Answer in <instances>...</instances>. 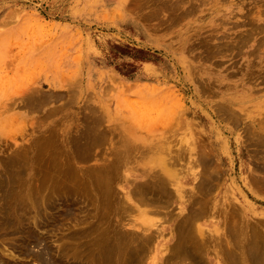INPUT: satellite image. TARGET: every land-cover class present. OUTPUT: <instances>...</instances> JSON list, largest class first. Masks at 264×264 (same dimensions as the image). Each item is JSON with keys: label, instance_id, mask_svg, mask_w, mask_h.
I'll use <instances>...</instances> for the list:
<instances>
[{"label": "rangeland", "instance_id": "obj_1", "mask_svg": "<svg viewBox=\"0 0 264 264\" xmlns=\"http://www.w3.org/2000/svg\"><path fill=\"white\" fill-rule=\"evenodd\" d=\"M0 24L2 167L17 170L14 165L22 163L27 168L23 173L26 177L32 165L35 168L41 163L45 171L53 161L50 166L65 162L84 172L77 171L82 184L77 178L81 185L76 187L80 188L92 169L126 160L113 180L115 184L111 183L116 205L119 207L126 197L135 208H120L126 214L114 209L108 216L114 225L119 215L116 223L121 222V231L143 232L147 226L150 231H146L154 234V245L149 244L147 261H143L166 264L177 241V223L198 205V179L183 178L204 168L199 160L207 151L215 155L223 170L217 188L209 195L208 212L195 221L199 224L197 233L218 242L223 239L227 252L226 247L241 249L244 241L237 244L241 236L227 240L234 225L264 229V182L252 180L249 186L244 179L248 164L264 179V145L256 153L248 133L255 127L264 129V0H0ZM32 89L51 93V101L40 107L24 105L22 99ZM2 93L7 97L1 98ZM220 105H230L240 121L224 115ZM92 117L99 123L91 124V128L87 120ZM90 129L105 140H92L90 149L82 148L77 145L79 136L86 133L85 138L87 134L91 137ZM50 144L56 146L51 148ZM46 146L48 155H44ZM123 152L126 159H119ZM77 153L88 155L82 158ZM157 157L177 169L173 177L177 183L169 184L172 194L160 199L161 204L141 205L133 191L148 179V171L159 169L154 165ZM94 179L98 188V179ZM178 186H182L181 193ZM90 187L71 191V201L81 197L72 201L78 215L64 217L63 223L51 228H34L47 239L55 255L64 246L62 252L67 250L68 254L65 259L81 257L74 250L85 235L69 233H79L86 224L81 218L94 206L89 203L94 202ZM110 229L108 233L98 232L105 239L110 232V237L117 236L116 229ZM18 240L0 235V249L14 255H4L5 259L44 264L13 249V243L20 244ZM44 242L26 243L38 251ZM104 242L100 245L105 246ZM209 243L206 249L211 250L205 260L215 264L216 244L211 242V247Z\"/></svg>", "mask_w": 264, "mask_h": 264}, {"label": "bare ground", "instance_id": "obj_2", "mask_svg": "<svg viewBox=\"0 0 264 264\" xmlns=\"http://www.w3.org/2000/svg\"><path fill=\"white\" fill-rule=\"evenodd\" d=\"M12 14L13 13H11V15ZM258 14H259V12L257 13V15ZM11 15L8 16V19H10L12 17ZM4 23H6V22H4ZM1 24H0V28H1ZM251 32H253V31H251ZM239 43H240V41H239ZM221 45H222V47L226 46L225 44H224V46H223V44H221ZM230 45L231 44H229V47H230ZM218 46H216L217 49H218ZM219 51H220V49H219ZM221 52H223V51H221ZM112 78L117 79L116 77H112ZM118 80H116V81H118ZM113 81H115V80H113ZM109 85H111V84H109ZM111 86H113V85H111ZM126 89H128V86H126ZM125 92H127V90ZM6 97H7V94L2 93L1 98H6ZM51 98H52V96H51V93H49V92L46 93V92L39 91L37 89H32L29 92H27L26 96H24V98L22 100H23L24 105L26 104L27 106H38V107H40V106H43L45 104H48V101H51ZM239 99H241V98H239ZM232 104H236V103L232 102ZM223 105H220V106H223ZM87 106L89 107V105L86 104V107ZM221 109L224 110V115L227 114L228 117H231V119L233 117V119L235 121H238V122L240 121V116L237 117L238 113L230 105L228 107L223 106V108H221ZM221 112H223V111H221ZM228 117L226 119H228ZM91 119L87 120V125H89V127H91L92 126L91 124L96 123L97 121H98L97 122V125H98L99 119L97 117L96 118L92 117ZM97 125H93V126L98 127ZM2 128H3V126L0 127V130ZM91 130L92 129L88 130V133H91V137L89 134H87L88 137L85 138L86 133L82 134V135H84V137H82V135L79 136L80 138L78 136H76V138L77 137L79 138L78 139L79 143L77 145H79L80 147L82 145L83 146L85 145V146H88V148L90 149V147H91L90 145L92 143L91 142L92 140L94 143H98L101 140L102 141L105 140L102 135H94V133L92 134ZM248 133H249V137H250V140H249L250 144H252V145L254 144L256 146V149H255L256 153H260L262 150L261 146L264 145V129L255 127L252 131L248 130ZM46 143H48V142H46ZM51 144H53V142ZM51 144H50V147L56 146V145H51ZM54 144H56V143H54ZM94 145H96V144H94ZM94 145H92V146H94ZM83 146H82V148H83ZM85 146H84V148H85ZM44 147H43V149H44ZM47 147L48 146H46V148ZM46 150H45L46 153L43 152L44 155L47 154V152L49 153L48 148ZM85 150H87V148ZM218 153H219V151H218ZM21 154L18 153V155H21ZM86 154L87 153H85L84 156ZM23 155L24 154H22L21 156H23ZM41 155H42L41 157L43 159L44 158L46 159V156L43 157V154H41ZM77 155H78V153H77ZM78 156H80V155H78ZM84 156L81 155L80 157L83 158ZM90 156H92V155H90ZM120 156L121 157H119V159L120 158L126 159V152L121 153ZM13 157H14V155H13ZM23 157L25 158V155ZM86 157L89 158L88 156H86ZM19 158H20V156H19ZM26 158H27V156H26ZM53 158H55V157H53ZM229 158L231 159V156H229ZM16 159H18V158H16ZM43 159H42V161H43ZM56 161H57V158H56L55 162ZM20 162H21V160H20ZM48 162H50V159ZM199 162L204 164V168H202L198 172L197 171L190 172L189 174H187L188 176H185L183 178L184 180H188V179L190 180V178L191 179H198L197 185H196L197 190H196V194H195L196 195V197H195L196 202H198L197 203L198 205H197V207H194V209L191 212L189 211L184 216V218L177 223V229L175 228V230L177 232V235H175V236H177V241L175 240L176 244L174 243L175 244L174 247L171 246L175 250L174 249H172L173 251L171 250L172 254L170 253L171 251L169 250L170 251L169 254L171 256L167 254L168 258L166 260L169 262V264L170 263L173 264L174 262H176L177 264H209L206 262L207 260H205L206 259L205 256L208 254V249H210V248L206 249L207 243L210 241V243L212 242L213 245L216 244L214 251L217 252L218 258H217V260H215V264H264V229L263 228H257L256 225H253L256 227L249 228V226L248 227L239 226L238 227L239 229H238L237 228L238 225H234V227L232 226L233 227L232 233H230L231 232L230 231L229 232L230 234H227V240H228V238L233 240V238L235 236H237V237L241 236L242 239L239 237L237 240V244L241 240L242 241L244 240V241L242 242L241 249L238 248L239 246L236 248H233V249L226 247L227 252L224 248L225 247L224 246L225 241L223 239H221V241L218 242V241H216L217 239L210 238L209 235H204V233H202V232H200L199 234L197 233V228L199 227V224H197V222L195 223V221L196 220L198 221V219L200 217L202 218L208 212V207H207L208 203L207 202L210 199L209 195L211 193H213L215 188H217L216 187L217 180H218V178L221 175V172L223 170L222 164L217 162L215 155H213L212 153L210 154L207 151L201 155ZM12 163L13 162L11 161V164ZM18 163H19V161H18ZM51 163H54V161ZM51 163H50V165H52ZM60 163L61 162L59 161L58 164H60ZM114 163H113V165H110V162H109L110 166L107 164V166L101 165L103 167L99 166L96 169L95 168L92 169L93 172L90 174L91 176H89V179L87 180L86 178H88V177H86L85 180L83 181L86 187L91 186L90 188L92 190H90V191H92V192L89 193V195L93 193L92 195L94 198L91 197V199L94 202L91 201L89 203H91V206L94 203L93 204L94 206L91 207V211H88L87 215L85 212H84L85 214L83 213L84 216L85 215L86 216H85V218H81L82 219L81 222H85L86 224H84L85 226L80 227V232L76 233V232L72 231V233L71 232L69 233L70 235H72L74 237H75V234L79 235V237L82 236V233H83V235H85V238L82 236V238L80 239L81 241L78 240L79 243L78 242L77 243L79 245L78 244L77 245L79 247L77 246V251H76V249L74 250L75 254L78 253L79 255H81V257H79V258L77 257L78 260H77V258L74 259V257H73V259H71V257L69 259L66 258L67 259L66 260L65 257L68 256V254H67V250H65V252H62V249H64V246L63 247L61 246L60 247L61 251L59 250L60 253H58V255L57 254L55 255L53 253L55 251H53L54 249H51L49 247L47 239L42 237V235L37 234L34 230V228H37V227L40 228L42 226H45L47 228H51V227L60 225L61 223H63L62 220L64 219V217L71 218L76 213L77 209H76V207H74L73 202L79 196H77V198L75 196L76 199L74 201L72 198L73 202L69 199V197L71 195L72 190L79 188L76 186L78 185V183L80 181L82 184V178L79 181L80 176H76L77 171L78 172L80 171L79 168H76L73 166H68L65 164V162H62L60 165L57 164V166L56 165L54 166V164H55L54 163L53 164L54 167L49 165L47 167V169H45V171L42 168L41 163L36 165L35 168L33 167L34 165H32V167H30V168L28 167L29 168V171H28L29 174L27 175V173H26V175H27L26 177H24V175H23V173L25 174V171L27 170L24 163H23V165L25 166V168L22 166V163H21V165H19L20 163L17 165H14L17 167V170H15L13 168L12 169L4 168L0 164L1 165L0 166V235H4L7 237L11 236L15 239L19 238L18 241L21 240L20 244L18 242L13 243V246H14L13 249H17V251H19L20 254H25V255L29 256L30 258H32L34 260L36 259V261H38V262L40 261L44 264H145L146 263L145 261H147V259L145 258L147 255L146 253H147V251H149V250H147V248L149 249V246H150L149 244L151 242L154 245V242H153L154 234L152 232L146 231V230H149L147 228V226H146V228H144L145 230L143 232H138L135 230L134 231H125V230L121 231L120 230L122 228L121 222L116 223V221L119 219V215H118V218L116 219V221L113 218V220L115 221L114 225H113L114 222L111 220V217H109L111 211L114 209L117 211L123 212L124 210L125 211L126 210L131 211V210H134V208H135L134 203L132 205L129 204L130 199L129 198L126 199V197H124V200L122 199L123 197L121 198V200H123L122 201L123 203L120 202L121 204L119 207L115 203L116 196L113 193V187H112L111 182H113V185L115 184V182L113 180L119 174L120 168L123 166H126V160L124 162L120 161L119 165L116 164V162H114ZM46 164H47V162H46ZM154 165H156V167H158L159 169L152 172V173L150 171H148L146 174V177L148 176V179L146 181H144L142 184L139 183L140 185L139 186L137 185L136 189L133 191V193L135 192L134 195H136V194L139 195L138 199H139L141 205L143 203H145V204L146 203H148V204L153 203V204H156L155 206H157V203L160 199L163 198V200H165V198H164L165 196H169V195L171 196L172 190H171V187L169 184L171 183V184L175 185L177 183V182H175V179H173V177L177 175V169L174 168L172 165H170L169 162L166 161L164 163L162 158L157 157L156 161H154ZM11 166H13V165H11ZM18 166H21V167H18ZM263 168L264 167H262V169ZM244 169L248 170V174L244 178L247 182V185L252 186V180H255L257 182H264V179L261 178L259 174H257L258 170L255 166L248 164L247 167L244 166ZM10 170H12V171H10ZM242 171H243V169H242ZM38 173H42V174L39 175ZM82 173H84V172H82ZM82 173L79 172V174H82ZM93 173H94V175H93ZM74 176L76 177V179L73 178ZM92 176H94L98 179V188L94 187L95 186V183H94L95 179H94V177L92 178ZM36 177H38V178H36ZM77 178L79 181L78 183H77ZM72 179H74V180H72ZM177 181L181 182L180 179H178ZM135 184H137V183H135ZM85 186H82L79 189H82ZM79 189H77L76 191H78ZM181 189H182V186H180V188L178 186L177 192L181 193L182 192ZM97 192H98V194H97ZM240 192L243 193L241 190H240ZM76 193H74V194L77 195ZM83 193H86V192H83ZM133 193H132V196L134 197ZM120 194H121V192H120ZM84 196H85V194L83 195V197ZM90 196L87 198V200L90 198ZM124 196H125V194H124ZM86 197L87 196H85V199H86ZM79 198H81V197H79ZM168 198L169 197H166V200ZM85 199L84 198L82 199V200H84L83 201L84 204L86 201ZM91 199H89L88 201H90ZM170 199H172V197ZM131 201H132V199H131ZM79 203H77V204L80 205ZM89 203L86 202L87 205ZM161 203L162 202H160V204ZM163 203H165V201ZM75 204H76V202H75ZM81 204H82V202H81ZM71 205H73L74 209L72 208ZM87 208H89V207L87 206ZM56 209H57L58 213L55 212ZM96 209H97V211H96ZM156 209H159V208H156ZM86 210L87 209H85V211ZM128 212L129 211H127V213ZM30 213L33 214L32 219L29 217ZM81 213H82V211H81ZM89 213H91V215H89ZM119 213L120 212H118V214ZM123 213H125V212H123ZM141 213L144 215L147 214V212L145 210H143ZM83 214H81V215H83ZM84 216H81V217H84ZM115 217H116V215H115ZM75 218H73V219L76 222ZM77 221L79 222L80 219ZM121 221H122V219H121ZM232 223L235 224L234 222H232ZM106 224L109 226V228H108L109 231L111 230L110 228L116 229L115 234H117V236L110 237V235L112 233V232H110V234H108L109 239H105L104 237H102V234L98 231H101V232L105 231L106 233H108L109 231L107 230ZM119 226H121V227H119ZM31 228H33V230H31ZM150 228H151V226H150ZM200 228H201V225H200ZM76 230H78V229H76ZM76 230H74V231H76ZM95 230L98 233L95 234L94 233ZM21 233H22V235H21ZM88 234L90 235V238H88L89 237ZM79 237L77 239H79ZM43 240H45L44 244H46V245L38 251H35V250L32 251L29 248V243H26V242L31 241V242H34L35 244H37V243H41ZM16 241L17 240H15L14 242H16ZM103 241H105L104 242L105 246L100 245V244H102ZM96 244L98 245L97 247L95 246ZM171 245H173V244H171ZM176 245H177V247L175 248ZM213 245H211V247ZM74 247H76V245ZM167 247H169V246H167ZM208 247H210V246L208 245ZM7 248L9 249V247H7ZM151 251H153V250H151ZM151 251H150V253H151ZM12 252L13 251H11V254H9V253H6L4 251V249H0V264H28V263H26V261L21 262V261H18V259H16V258H14L13 261L7 260L4 258V255H8V256L11 255V257H14ZM74 253H73V255H75ZM87 257H88V259H87ZM165 257H166V254H165ZM144 258L146 259L145 261H143ZM224 260H225V263H223ZM167 261H166V264H167Z\"/></svg>", "mask_w": 264, "mask_h": 264}]
</instances>
